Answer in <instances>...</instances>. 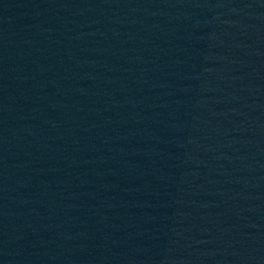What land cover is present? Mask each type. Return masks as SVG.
Returning a JSON list of instances; mask_svg holds the SVG:
<instances>
[{
	"label": "water",
	"instance_id": "95a60500",
	"mask_svg": "<svg viewBox=\"0 0 264 264\" xmlns=\"http://www.w3.org/2000/svg\"><path fill=\"white\" fill-rule=\"evenodd\" d=\"M0 264H264V0H0Z\"/></svg>",
	"mask_w": 264,
	"mask_h": 264
}]
</instances>
